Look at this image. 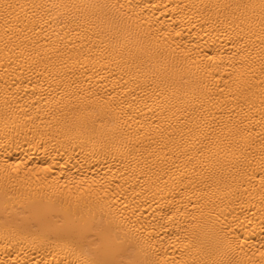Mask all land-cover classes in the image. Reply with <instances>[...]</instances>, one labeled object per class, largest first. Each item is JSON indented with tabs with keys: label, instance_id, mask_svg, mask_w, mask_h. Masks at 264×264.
I'll return each mask as SVG.
<instances>
[{
	"label": "bare ground",
	"instance_id": "obj_1",
	"mask_svg": "<svg viewBox=\"0 0 264 264\" xmlns=\"http://www.w3.org/2000/svg\"><path fill=\"white\" fill-rule=\"evenodd\" d=\"M0 264H264V0H0Z\"/></svg>",
	"mask_w": 264,
	"mask_h": 264
}]
</instances>
